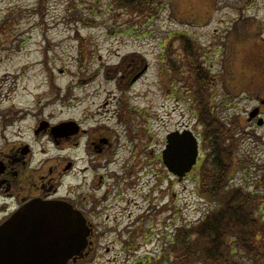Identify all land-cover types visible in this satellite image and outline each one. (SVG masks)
Masks as SVG:
<instances>
[{
  "label": "rangeland",
  "instance_id": "obj_1",
  "mask_svg": "<svg viewBox=\"0 0 264 264\" xmlns=\"http://www.w3.org/2000/svg\"><path fill=\"white\" fill-rule=\"evenodd\" d=\"M214 1L216 11L209 24L190 28L172 22L167 10L152 19L131 17L115 11L111 0H0V153H15L14 145H30L29 167L36 172L52 168L53 183L56 170L71 161L74 175L62 179L58 191L64 196L73 189L69 195L76 200L83 154L74 148L80 137L71 136L76 125L81 123L87 132L81 142L96 137L108 141L102 144L109 148L116 145L118 134L121 153L134 155V180L139 178L135 189L141 190L132 198L137 206L128 208L130 220L124 212L116 224L114 211L109 223L104 216L99 219L113 233L101 242L110 249L97 252L96 264L156 263L171 232L180 224L197 222L208 210L195 181L200 164L178 182L163 170L159 158L169 133L187 128L197 138L201 135L185 88L191 79L185 81L194 76L181 34L201 47L202 63L215 76L223 70L224 39L236 22L251 19L264 39V0ZM172 62L184 64L177 78L168 66ZM244 99L218 109L227 122L235 114L243 122L237 149L243 167L236 169V187L244 181L251 185L264 174L259 170L264 166V127H257V120L247 122L248 114L260 105ZM262 112L264 117V107ZM43 122L50 130L65 126L66 136L54 138L58 144L52 134L35 136ZM260 209L264 216V201ZM140 217L143 220L132 225L130 221ZM136 230L131 243L139 249L123 248Z\"/></svg>",
  "mask_w": 264,
  "mask_h": 264
},
{
  "label": "trees",
  "instance_id": "obj_2",
  "mask_svg": "<svg viewBox=\"0 0 264 264\" xmlns=\"http://www.w3.org/2000/svg\"><path fill=\"white\" fill-rule=\"evenodd\" d=\"M111 3L115 11H125L123 14L131 17L144 15L152 19L167 10L172 21L189 26L207 24L217 5L214 0ZM253 22L245 19L229 28L223 45V70L218 76L210 74L200 62L201 47L181 38L183 50L192 60L194 76L185 81L191 79V85L185 88L201 127L203 157L195 181L198 196L208 210L197 222L180 224L171 232L163 247L165 264H264V216L260 212L264 196L260 181L251 185L244 181L241 187L233 185L236 169L242 171L243 167L238 160L236 139L242 121L234 116L228 124L215 111L216 101L232 102L242 94L251 99L264 96V39ZM168 66L174 78L185 69L183 63L172 62Z\"/></svg>",
  "mask_w": 264,
  "mask_h": 264
},
{
  "label": "flooded vegetation",
  "instance_id": "obj_3",
  "mask_svg": "<svg viewBox=\"0 0 264 264\" xmlns=\"http://www.w3.org/2000/svg\"><path fill=\"white\" fill-rule=\"evenodd\" d=\"M258 100V98H256ZM260 105L258 109L259 113L263 114ZM40 130H35V136L40 133L51 135L50 129L46 122H43ZM71 136H78L80 140L85 137L87 132L82 129V125L72 130ZM70 136V137H71ZM117 134L116 145L106 147L102 143L108 141L99 140L95 138H89L86 142L75 143L74 147L78 150L82 149V156L78 162L80 169L77 172V177L80 178L77 184L78 199L70 197V193L73 189L68 191V195L58 196V187L52 184L50 178L51 170L46 169L41 172H36L29 167L32 160V148L28 144L14 145L15 153L5 154L6 150L0 153V224L6 220L12 213L22 207L26 202L42 199V200H54L60 199L69 202L76 210H78L89 229L88 245L81 255V258L73 264H96L94 261L97 257L99 250L109 251L110 247L101 243L108 238V235L113 233L108 227H105L99 219L102 216L106 217V223H109L110 212L114 211V220L118 224V216L127 212L130 205H136L134 203V196L139 195L140 187L135 189V180L139 181V178L134 180V170L132 164L134 161V155L125 156L121 153V147ZM88 138V137H87ZM60 141L54 140L55 144ZM109 145V142H108ZM165 146V145H164ZM22 150L20 153L19 151ZM10 153V152H9ZM160 157V156H159ZM4 162V163H3ZM72 162L67 163V168L62 171H58V176H67L72 168ZM66 167V166H65ZM165 170V167L163 168ZM165 180V179H164ZM155 188L153 187V191ZM130 194V197L128 195ZM122 202L125 207L119 208L118 203ZM131 208V207H130ZM113 212V213H114ZM132 213L127 212L126 217L130 220ZM123 217V216H122ZM143 220V217L137 219L136 222ZM119 232V231H115ZM136 231L131 235L125 243V247H134L132 240L136 237ZM119 235H122L120 233ZM121 240H123L121 238ZM147 241V240H146ZM145 241V242H146ZM115 244V242H113ZM112 246V244L110 245ZM139 249L138 246L134 247ZM99 255V253H98Z\"/></svg>",
  "mask_w": 264,
  "mask_h": 264
},
{
  "label": "water",
  "instance_id": "obj_4",
  "mask_svg": "<svg viewBox=\"0 0 264 264\" xmlns=\"http://www.w3.org/2000/svg\"><path fill=\"white\" fill-rule=\"evenodd\" d=\"M256 115L257 109L249 117ZM166 141L163 163L181 180L196 165L197 140L184 131L170 133ZM88 236L80 214L69 205L34 200L0 226V264H66L84 249Z\"/></svg>",
  "mask_w": 264,
  "mask_h": 264
}]
</instances>
